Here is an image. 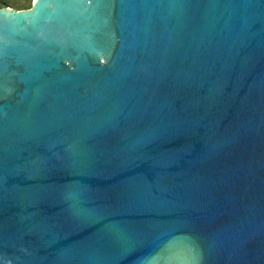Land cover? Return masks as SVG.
Returning <instances> with one entry per match:
<instances>
[{"label": "water", "instance_id": "95a60500", "mask_svg": "<svg viewBox=\"0 0 264 264\" xmlns=\"http://www.w3.org/2000/svg\"><path fill=\"white\" fill-rule=\"evenodd\" d=\"M0 264H264V0L0 8Z\"/></svg>", "mask_w": 264, "mask_h": 264}, {"label": "trees", "instance_id": "16d2710c", "mask_svg": "<svg viewBox=\"0 0 264 264\" xmlns=\"http://www.w3.org/2000/svg\"><path fill=\"white\" fill-rule=\"evenodd\" d=\"M24 3L21 4L17 9H28L31 6L30 0H23ZM2 7H14L13 4L9 0H0V8Z\"/></svg>", "mask_w": 264, "mask_h": 264}, {"label": "rangeland", "instance_id": "374dc122", "mask_svg": "<svg viewBox=\"0 0 264 264\" xmlns=\"http://www.w3.org/2000/svg\"><path fill=\"white\" fill-rule=\"evenodd\" d=\"M12 4H13V6L14 7H10V8H13V9H16V10H19V9H17L19 6H21V4H23L24 3V1L23 0H9ZM33 0H30V3L32 2Z\"/></svg>", "mask_w": 264, "mask_h": 264}]
</instances>
